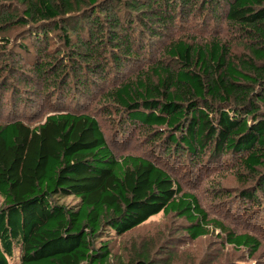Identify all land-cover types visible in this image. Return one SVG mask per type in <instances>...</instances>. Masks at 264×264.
I'll use <instances>...</instances> for the list:
<instances>
[{
	"label": "trees",
	"instance_id": "1",
	"mask_svg": "<svg viewBox=\"0 0 264 264\" xmlns=\"http://www.w3.org/2000/svg\"><path fill=\"white\" fill-rule=\"evenodd\" d=\"M0 40V264H172L176 246L213 228L260 252L259 236L208 218L156 161L116 157L91 113L62 107L34 125L13 115L31 96L106 101L152 130L163 157L221 164L243 202L264 208V0H0ZM21 55L28 67L10 63ZM159 213L186 226L113 253L114 238Z\"/></svg>",
	"mask_w": 264,
	"mask_h": 264
},
{
	"label": "rangeland",
	"instance_id": "2",
	"mask_svg": "<svg viewBox=\"0 0 264 264\" xmlns=\"http://www.w3.org/2000/svg\"><path fill=\"white\" fill-rule=\"evenodd\" d=\"M220 34L224 38H229L228 34L224 32H220ZM201 36H208V34H201ZM0 43L3 42L0 40ZM235 50L239 51L240 49L235 48ZM20 60V62L10 61V63L23 65L24 67L29 66L28 63H25L27 58L24 55H21ZM144 66L142 62L129 66L120 80L136 74L138 69ZM24 67L23 69H25ZM4 77L10 79L9 73L5 71L2 73L0 70V84ZM29 88L31 91H23L26 94L24 96L33 94L35 86L30 85V87L28 86ZM8 94V91L3 94V102L0 103L2 104L0 108L3 106V111L0 110V123L6 120L5 117L10 112L9 107L7 110L4 109ZM47 98L49 99L50 97ZM30 100L33 103L27 107H19L16 115H13L15 118L22 120L24 123L34 125L42 122L48 113L57 111L62 107H64V110L91 113L98 120L105 134L106 141L116 157L124 154H134L156 161L167 169L174 179H177L183 190H189L197 196L199 204L207 213L208 218L218 220L226 229L235 233L247 232L261 238L260 252L256 253L255 257L250 258L245 249L235 250L231 245L222 243L221 238L224 234L220 233L218 228L215 229L209 226L213 229H209L208 235L193 241H184L182 245L176 246L177 248L174 249L176 256L172 260V264H264L262 262L264 261V208L243 202L238 196V190H236L238 183L230 175L229 170V173H226V169L221 164L213 167L214 165L205 166L201 163L199 167L190 169L187 162H182L178 158L173 160L171 156H167L168 158L163 157L164 154L159 149V145L153 143L152 130L137 121L132 123L121 122L120 120L124 116L121 117L120 113H115L111 106L107 105L106 101L100 104L94 100L86 103L88 101L81 99V101L73 104L71 101L62 98L61 100L65 102V105H62L60 100L53 98L43 103L44 106H39L34 97L31 96ZM199 168H202L205 172L197 176L194 172ZM189 171L193 175L188 174ZM185 226L184 220L175 219L172 216L164 217L161 213L156 214L133 231L114 238L111 243L112 251L124 259L129 252H132L134 246L141 248L149 245L151 249H154V246L157 247L161 244V239L164 236L169 237V233ZM180 234L183 235L184 233ZM166 247L167 244L162 243L159 249L166 250Z\"/></svg>",
	"mask_w": 264,
	"mask_h": 264
}]
</instances>
